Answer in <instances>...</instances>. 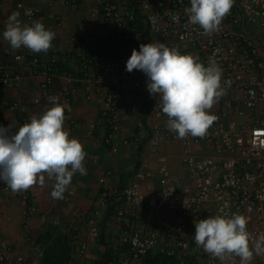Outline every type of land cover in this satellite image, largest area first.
I'll use <instances>...</instances> for the list:
<instances>
[{"label":"built area","instance_id":"1","mask_svg":"<svg viewBox=\"0 0 264 264\" xmlns=\"http://www.w3.org/2000/svg\"><path fill=\"white\" fill-rule=\"evenodd\" d=\"M60 1L74 6L81 0ZM18 6L22 7L21 4ZM186 6H190L189 0H100L103 19L116 26L115 34H131L132 49H137L143 40L146 43L163 42L170 49L189 54L205 65L214 61L223 70L225 94L209 110L216 119L206 135L178 139L175 133L161 125L152 130L150 144L157 147L160 142L180 141L188 147L204 141L230 156L221 159L210 156L198 158L193 153L185 156L182 164L189 172V182L185 184L173 178L167 158L160 156L157 170L159 189L145 193L143 182L150 177V173L137 172L132 183L115 198V220L126 229L122 242L128 247L132 260L146 258L161 244L163 253L170 257L195 247L201 256L200 264H221L218 258L196 246L192 238L195 231L189 238L185 232L189 221H198L205 218L206 213H211L212 216L243 215L247 218V230L251 237L264 233V0H234L219 31L211 35H204L198 25L188 24L184 12ZM37 14L36 10H28L27 22H21L32 24ZM145 32L147 37H143ZM74 53L79 57L84 80L108 88L100 112L105 130L101 142L110 152L117 153L123 126L118 114L119 90L128 87L138 94L147 92L144 73L126 71L124 58L105 67L95 55L80 49ZM2 56L0 86L12 87L21 79L22 73L14 68L20 63H27L34 73L45 78L43 88H47L56 75L68 81L74 77L70 70L58 67L56 56L47 65H43L28 50L3 48ZM235 92L239 95L234 100H228V95ZM63 94L68 101V86ZM217 107L220 108L218 113L215 112ZM10 108L17 109V104L10 105ZM232 108H237L238 117L230 115ZM154 110L162 112L158 96ZM130 113H135V108ZM25 122V118L20 121L22 124ZM101 183L100 204L102 208H107L111 195L106 182ZM21 198L27 209L26 215L35 213L32 194L23 191ZM129 206L139 214L143 210L155 213L169 210L172 217L158 223H134ZM89 237L91 240L99 239L97 222H92ZM86 251L87 243H84L78 248L76 256L82 258ZM13 262L22 263L23 257L17 255L9 244L1 243L0 264ZM225 264H240L239 257L233 256ZM251 264H264V256H254Z\"/></svg>","mask_w":264,"mask_h":264},{"label":"crops","instance_id":"2","mask_svg":"<svg viewBox=\"0 0 264 264\" xmlns=\"http://www.w3.org/2000/svg\"><path fill=\"white\" fill-rule=\"evenodd\" d=\"M28 10L38 11L31 23L41 22L56 35L46 53H32L25 48L17 50L30 51L43 65L56 56L59 66H66L74 77L68 81L56 75L47 88H43L45 78L34 73L30 65L14 66L22 77L12 87L0 86V125L7 127L12 123L15 130L22 125V118L28 122L32 115L42 114L51 106L48 97L57 96L58 103L65 109L64 128L70 137L82 143L86 152L85 174L78 172L73 176L63 199L51 197L54 180L47 177L43 185L37 183L26 190L32 194L36 207L35 213L27 215L21 198L23 191L12 192L0 181V244H9L23 257L22 263L12 264H200L201 256L195 247L170 257L163 253L161 244L146 258L132 260L128 247L122 242L126 229L115 220V198L132 183L139 171L150 173L143 182L145 193L159 189L160 156L167 158L173 178L185 184L189 182L188 169L182 164L185 156L193 153L198 158L221 159L230 154L222 153L215 145L204 141L188 147L180 141L152 146V130L165 125L167 116L154 110L156 97L148 91L138 94L128 87L119 90L118 114L123 126L117 142L118 152H110L101 142L105 130L100 118L108 88L84 80L79 57L74 51L80 49L95 55L105 67L119 58L127 61L133 50L131 34H115L116 26L107 23L101 15L100 0H81L74 6L60 0H0V44L3 48L11 49L2 35L8 17L17 12L19 19L27 22ZM144 78L147 81L145 74ZM67 86L70 88L68 101L63 94ZM238 95L239 92L229 94L228 100H234ZM14 104L17 109L10 108ZM132 108L135 113L131 114ZM217 109L220 108H215V112H220ZM229 112L232 117H238L237 108ZM102 181L106 182L111 195L107 208L100 204ZM128 211L133 222L158 223L172 217L169 210L160 213L143 210L139 214L129 206ZM208 216L212 214L206 213ZM92 222H97L100 227L97 240L89 237ZM194 231V222L189 221L186 236L191 237ZM84 243H87L86 254L78 258L76 252Z\"/></svg>","mask_w":264,"mask_h":264},{"label":"clouds","instance_id":"3","mask_svg":"<svg viewBox=\"0 0 264 264\" xmlns=\"http://www.w3.org/2000/svg\"><path fill=\"white\" fill-rule=\"evenodd\" d=\"M233 4L234 0H189L184 12L189 25H198L204 35H211L219 31ZM19 15L14 12L8 17L2 33L10 48L46 53L55 32L41 22L24 24ZM133 70L145 74L149 94L159 97L169 131L178 139L206 135L216 119L209 110L225 94L223 70L217 63L205 65L163 42L141 43L126 61V71ZM48 100L50 107L15 130L12 123L0 125V181L12 192H21L37 183L43 185L47 177L54 180L51 197L63 199L73 176L85 174L86 152L64 128L65 109L58 97ZM247 223L240 214L208 216L194 221L192 238L197 247L221 264L233 256L239 257L240 264H251L254 256H264V233L251 237Z\"/></svg>","mask_w":264,"mask_h":264},{"label":"trees","instance_id":"4","mask_svg":"<svg viewBox=\"0 0 264 264\" xmlns=\"http://www.w3.org/2000/svg\"><path fill=\"white\" fill-rule=\"evenodd\" d=\"M147 37L148 36V33L147 32H145L144 34H143V37ZM80 61V60H79ZM60 64L58 63V66H59ZM62 66V65H61ZM61 66H59V67H61ZM64 69H67L66 68V66L64 67V66H62ZM100 264H104V263H100Z\"/></svg>","mask_w":264,"mask_h":264},{"label":"rangeland","instance_id":"5","mask_svg":"<svg viewBox=\"0 0 264 264\" xmlns=\"http://www.w3.org/2000/svg\"><path fill=\"white\" fill-rule=\"evenodd\" d=\"M2 49H3V46L0 48V62L3 61V56H2Z\"/></svg>","mask_w":264,"mask_h":264}]
</instances>
